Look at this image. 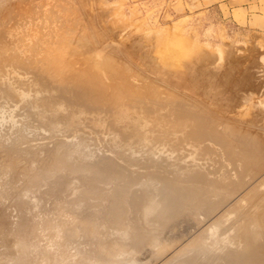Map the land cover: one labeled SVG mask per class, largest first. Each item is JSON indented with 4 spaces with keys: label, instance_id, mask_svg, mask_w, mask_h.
I'll return each mask as SVG.
<instances>
[{
    "label": "rangeland",
    "instance_id": "374dc122",
    "mask_svg": "<svg viewBox=\"0 0 264 264\" xmlns=\"http://www.w3.org/2000/svg\"><path fill=\"white\" fill-rule=\"evenodd\" d=\"M81 1L82 78L22 82L28 99L0 83V264H264L261 19L215 0ZM143 128L182 161L133 159ZM195 190L200 211L179 197ZM248 225V245L227 242Z\"/></svg>",
    "mask_w": 264,
    "mask_h": 264
},
{
    "label": "bare ground",
    "instance_id": "6f19581e",
    "mask_svg": "<svg viewBox=\"0 0 264 264\" xmlns=\"http://www.w3.org/2000/svg\"><path fill=\"white\" fill-rule=\"evenodd\" d=\"M68 1L69 0H0V83L6 82L8 84L7 88L9 90L15 91L21 98H31V94L33 92L32 90H28L27 92L26 88H23L21 83L25 81L29 82L31 80L35 82L36 79L43 81L47 79L76 81L82 78V75L80 74L81 65L77 66V64L84 63V59L82 60V48L84 43L87 47L84 40V33L87 30V25L84 23V19L86 20V18H83V2L81 0H72L74 4L71 5L68 4ZM88 9L90 10V8ZM88 9L86 10L88 11ZM90 15V17H92L93 14ZM91 25L92 23H89L90 27ZM97 29L98 28L96 27V31ZM89 42L91 47H93L94 49L95 44L93 45L91 41ZM98 52H96L97 54H94V56L96 57H94L95 59H97ZM1 100L2 99H0V101ZM8 105L9 104H7V106ZM1 106L2 105H0V108ZM3 106L2 110L6 107L4 106L3 108ZM31 107L36 108L40 106L34 103V105ZM2 110L1 114L3 112ZM4 111L6 113L8 112L5 109ZM22 128L23 127H21V129ZM18 132H16V134ZM19 134H17V136ZM142 135L144 137V140L137 151L142 155L138 156L139 154H137L136 152L132 155V158L138 161L139 159H145V161L143 162L145 163V167L152 170L155 168V173L156 168H159L160 171L163 172V170H166V168L164 165L165 162L163 163L161 162L162 160H160L161 157H174V161H176V159L182 161L183 158H179L177 154L181 155V151L184 150L185 145H181L180 148H175L165 138L161 139L159 136L153 135L152 131L147 132L145 128H143L142 130ZM248 135L249 134L246 135L243 144L246 148L247 155L251 157V159H253L256 157L255 154H260L262 152V145L258 144V142H256V139L255 141L252 140V138L250 139V136ZM10 139L11 138H9V140ZM79 146H81V144ZM192 155H194V160L197 159V161L199 162L195 154ZM107 169L108 167L105 166L100 167L99 173H102ZM203 169H205L204 165ZM150 172L153 173L154 170H150ZM229 180L230 179L227 178L226 183H228ZM166 189L168 190V188ZM170 195L171 191L168 190V192L164 194V198L170 199ZM190 195L192 197H183L181 194L179 197L184 201H189L190 203H192V207L195 210H199L200 208H196L195 206L199 204V199L201 198L200 192L198 190H195ZM181 199H175L174 201H171L170 204L176 207L177 205L184 206V203L186 202ZM149 208L150 207L147 206L148 210ZM167 211L170 215L176 210L173 211L171 207H169ZM177 213V217H179V215H181V212L178 211ZM251 234L255 235L253 227L251 225H248L243 231H241V229L233 231L232 236L230 234L229 237L226 236V239L228 243L234 244L235 246L237 245L238 241L243 242L244 246V243L245 245L249 244ZM245 250H250V248L245 247Z\"/></svg>",
    "mask_w": 264,
    "mask_h": 264
},
{
    "label": "crops",
    "instance_id": "0c3cea01",
    "mask_svg": "<svg viewBox=\"0 0 264 264\" xmlns=\"http://www.w3.org/2000/svg\"><path fill=\"white\" fill-rule=\"evenodd\" d=\"M220 5L225 4L230 11L238 10L242 13L241 20L246 22L253 18H260L261 22L253 26L255 30L264 32V0H215Z\"/></svg>",
    "mask_w": 264,
    "mask_h": 264
}]
</instances>
